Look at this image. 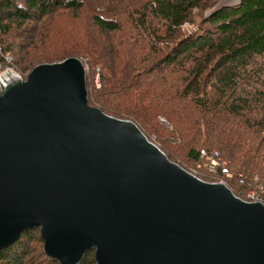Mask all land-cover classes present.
Returning a JSON list of instances; mask_svg holds the SVG:
<instances>
[{
	"label": "water",
	"instance_id": "1",
	"mask_svg": "<svg viewBox=\"0 0 264 264\" xmlns=\"http://www.w3.org/2000/svg\"><path fill=\"white\" fill-rule=\"evenodd\" d=\"M34 228L60 264H264V202L91 105L76 56L0 73V252Z\"/></svg>",
	"mask_w": 264,
	"mask_h": 264
},
{
	"label": "trees",
	"instance_id": "2",
	"mask_svg": "<svg viewBox=\"0 0 264 264\" xmlns=\"http://www.w3.org/2000/svg\"><path fill=\"white\" fill-rule=\"evenodd\" d=\"M140 1L25 0L22 5L0 0V63L5 64L10 54L12 67L26 78L41 63L71 56L85 58V65L95 61L102 83L89 91L91 105L132 119L149 135L155 130L154 120L162 115L172 126L173 138L186 140L187 157L196 166L192 171L207 181L224 179L228 185H238L242 195L235 194L245 198L250 187L238 178L264 182V174H244H255L252 171L257 169L264 173V155L257 148L264 132V69L256 62V56L264 55V0H242L237 6L211 10L201 22L195 12L217 0ZM83 9L89 13L90 25L78 21ZM66 10L77 21L65 20ZM188 24L197 29L189 33ZM122 31L125 36L114 37ZM164 43L167 52L158 46ZM12 51L20 54L19 59ZM172 63L187 64L181 69L186 74L173 73L177 65L164 70ZM235 121L255 128L260 124L250 144L245 137L250 132ZM161 142L170 159L176 158L172 148ZM215 151L230 176L208 170ZM227 157L236 161L239 173L231 169ZM203 171L205 176H200ZM38 231H25L19 241L2 250L0 264H26L25 249L20 254L16 249L25 247L26 238ZM93 254L87 251L80 264L90 262L86 257Z\"/></svg>",
	"mask_w": 264,
	"mask_h": 264
},
{
	"label": "rangeland",
	"instance_id": "3",
	"mask_svg": "<svg viewBox=\"0 0 264 264\" xmlns=\"http://www.w3.org/2000/svg\"><path fill=\"white\" fill-rule=\"evenodd\" d=\"M97 1L99 2L100 0H97ZM142 1L143 0H141L140 2H142ZM224 1H226L227 4H230V5H233V6H237V5H239L241 0H217V1L209 4L206 9L197 10L195 12L197 22H199V21L201 22L202 19L204 17H206L208 15V13L215 8L216 5H218L220 2H224ZM17 3H20V4L24 5L25 4V0H17ZM88 8H90V7H88ZM64 11L65 10H60L59 13L64 12ZM69 11L70 10H66V12H65L66 16H69L65 20L77 21V19L70 18L72 13H70ZM88 16H89V13L84 10V12H82L81 18H79L78 21H82L83 24L90 25V19H88ZM205 24L207 25V23H205ZM186 27H187L189 33L193 32L195 29H197V25L194 26L193 24H190V25L188 24ZM119 35H124L123 31L121 33L115 34L114 37H118ZM3 37H5V36H3ZM158 46L162 47V51L163 52H167L168 51L167 50L168 49L167 48L168 45H166V43L160 44ZM16 51L18 52V50H16ZM13 53H15V52H13ZM15 55L17 56L16 58L19 59V55L20 54L17 55L15 53ZM8 56L11 57V55L10 54L6 55V63L7 64L6 63L5 64L0 63V73H1V71L5 70L7 67H12V63H11L12 61H10V62L8 61V58H7ZM76 57H78V56H76ZM79 58L83 61L84 64L87 62V60L85 58H82V57H79ZM256 62L259 63L262 66V68L264 69V55L256 56ZM89 63H91V64H89ZM89 63H87L88 65H85V67L87 69L88 90L90 91V90L93 89V86L100 87L101 83H102V80H100V78H99L100 85L98 86L97 82H96V78H97V74H98L97 73L98 72V70H97L98 68L97 69L94 68V67H96L95 61L94 62H89ZM177 64L178 63H172V64H169V65H165L164 70H167V69L168 70H173V68ZM187 66H188L187 64L184 67H182L181 65H177V67L179 69L173 71V73L179 75L180 77H183L186 73L183 70H181V69H187ZM14 70L18 71L16 68H14ZM28 70L29 69H27L23 73L26 74L28 72ZM188 99H190V98H188ZM188 99H185V101H187ZM232 123L236 124L242 130L243 129H247L250 132L249 135H245V137L247 138L248 142H249V140L254 138L253 134L255 133V131H257V127L259 128V126H260V124H258L257 127L255 128V127H252V126L248 125V122H244V121H235V122H232ZM154 126H155V130L153 131V133L151 135H149V133H146V135L151 140L156 142L160 147L163 144L161 142V140L164 141L165 144L168 147L172 148L173 154L176 156V158L172 156L171 160L179 163L180 165H182L187 170L195 173L194 171H192V169L194 167L196 168V166L193 164V161L190 159V157H187V145L185 143L186 140H183L182 138H181L182 140H180V139H177V137L175 139L173 138L174 135H173V133H171L172 132V126L167 123V121L165 120L164 117H162V115H159V116L156 117V119L154 120ZM257 143H258L257 146H260V148L257 147V146L256 147L259 149L260 153L264 155V147H262V143L264 144V132L263 131L260 132L259 139L257 140ZM249 144H250V142H249ZM196 147H199V146H196ZM227 158L226 159L230 163L231 169L235 173H239L238 172L239 168H238V166L235 165L236 161H234L233 159H230L229 157H227ZM252 172L255 173V174L244 173V172L243 173L247 174L248 176H250V175L260 176L261 174H264L262 172V170H260V169L253 170ZM200 176H205V172L204 171L200 172ZM203 178L204 177H202V179ZM204 180H206V179H204ZM249 181H251V180H249ZM211 182H213V181H211ZM228 186L234 192L236 191V192H238V193H240L242 195V188L239 187L238 185L232 184V185H228ZM23 248L25 249L26 253H24V256L22 257V259H24L26 264H59L56 261H54L51 258H49V256L46 254V252L44 250V240H43V238L41 236V232H39V231L38 232H34L31 237L26 238V246L16 249V252H17L16 254H20V251H22ZM21 254H23V253H21ZM86 260L90 261L87 264H93L92 260L94 261V264H96L94 254L93 255H89L88 257H86Z\"/></svg>",
	"mask_w": 264,
	"mask_h": 264
},
{
	"label": "built area",
	"instance_id": "4",
	"mask_svg": "<svg viewBox=\"0 0 264 264\" xmlns=\"http://www.w3.org/2000/svg\"><path fill=\"white\" fill-rule=\"evenodd\" d=\"M7 58H8L9 62L12 60V57L8 56ZM10 69H14V68L7 67L5 70L1 71V73L5 72L7 70H10ZM96 82H97V85L99 86L100 85V81H99V76L98 75H97V78H96ZM201 153H202V155H206L207 154L205 149H203L201 151ZM219 158H220L219 152L215 151V154H214L213 158L211 159V162L208 164V170L210 172H218V173H220V174H222L224 176H230L231 172L229 170V167L224 165L223 163H221ZM220 181H223V182L227 183L226 180H224V179H221ZM238 181H239L240 184L247 185L248 187H250V189H248L245 192V194H246L245 195V199L251 200V201L259 200V201L264 202V182H262L258 178H256L254 183H250V182H247L242 177L238 178Z\"/></svg>",
	"mask_w": 264,
	"mask_h": 264
},
{
	"label": "bare ground",
	"instance_id": "5",
	"mask_svg": "<svg viewBox=\"0 0 264 264\" xmlns=\"http://www.w3.org/2000/svg\"><path fill=\"white\" fill-rule=\"evenodd\" d=\"M224 2H226V1H224Z\"/></svg>",
	"mask_w": 264,
	"mask_h": 264
}]
</instances>
